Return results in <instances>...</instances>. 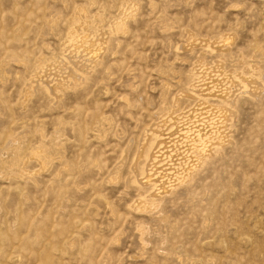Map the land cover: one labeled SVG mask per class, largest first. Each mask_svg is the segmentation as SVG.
I'll return each mask as SVG.
<instances>
[{"label": "rangeland", "instance_id": "1", "mask_svg": "<svg viewBox=\"0 0 264 264\" xmlns=\"http://www.w3.org/2000/svg\"><path fill=\"white\" fill-rule=\"evenodd\" d=\"M82 11L89 61L60 74ZM205 70L232 105L190 96ZM0 264H264V0H0Z\"/></svg>", "mask_w": 264, "mask_h": 264}, {"label": "bare ground", "instance_id": "2", "mask_svg": "<svg viewBox=\"0 0 264 264\" xmlns=\"http://www.w3.org/2000/svg\"><path fill=\"white\" fill-rule=\"evenodd\" d=\"M87 18L86 17V14L82 13L81 12H78L77 15H76V19L74 21H77L75 23H78V25L74 28H72L71 30V33H70V36H69V46H65L64 48V59H62V63L65 65L66 69L64 68L63 70L60 69V74L62 72H68V71H74V69L76 70H79L81 67L80 65L82 64H86V62H88L89 60L87 59V51H82L80 50L79 48H76V45L82 41V35L83 33L85 32H90L91 30H88V23H87ZM73 21V19H72ZM73 21V22H74ZM90 24V23H89ZM73 25V24H72ZM90 29V28H89ZM92 32V31H91ZM90 32V33H91ZM91 37L95 38L96 35L93 34L91 35ZM86 53V54H85ZM61 59V58H60ZM42 67V66H41ZM45 67V66H44ZM80 67V68H79ZM220 68L219 69H222L221 66H219ZM43 69V68H42ZM42 69L39 68V71L40 73L38 72V74L35 73L33 75H35V78L34 79H30L31 81V84H37L38 86H40L42 89L46 90L47 92H49L50 94H54L59 88H61L64 84H66V82L64 83V81H61L59 79H56V75L55 74H45L43 75L45 72L42 71ZM216 69H218L216 67ZM80 71V70H79ZM222 71V70H221ZM220 71V72H221ZM207 70L205 71H198L197 72V76L199 77V80L197 83H195V85H193L192 89H191V97L195 98L196 102H198L199 104V107H201V105L205 104L204 101L207 100L206 95H212L213 92L215 90V93L216 94H219V95H216V94H213L214 97H218V100H220L222 102L223 105L225 106H229V105H232V103L235 101V96L233 95V93L231 91H229V89L223 87L224 90L222 91H216L217 90V87L213 86V87H207L205 84H204V81H205V77L206 75L208 76V72L206 74ZM216 72V71H215ZM219 72V70H218ZM223 72V71H222ZM224 73V72H223ZM67 74V73H66ZM221 74V73H220ZM219 74V75H220ZM32 75V76H33ZM53 75L54 78H51V76ZM65 75V74H64ZM224 75V74H223ZM221 74V76H223ZM227 75V74H226ZM31 76V77H32ZM34 77V76H33ZM225 77V76H223ZM68 79L70 78V76L67 77ZM228 78V77H227ZM198 79V78H197ZM241 81L240 83L243 84L244 87H247L249 86V81H247L246 79L243 80L241 78H239ZM196 80V79H195ZM68 81V80H67ZM194 83V82H193ZM28 84V83H27ZM26 84V85H27ZM25 85V86H26ZM192 85V84H191ZM31 87H33L34 85H30ZM65 86V85H64ZM28 87V86H27ZM30 87V88H31ZM191 87V86H190ZM189 87V88H190ZM29 88V89H30ZM216 88V89H215ZM249 88V87H248ZM252 88V87H251ZM221 90V89H220ZM252 90V89H251ZM190 93V91H189ZM232 93V94H231ZM216 95V96H215ZM209 97V96H208ZM213 98V97H212ZM209 107V106H208ZM217 107V106H216ZM221 107V106H220ZM227 108V107H226ZM209 109V108H208ZM215 109V108H214ZM213 109V110H214ZM203 110V109H202ZM212 110V112H213ZM217 110V108H216ZM219 110V109H218ZM223 110V109H222ZM201 109H198L194 112H192L191 114H187L188 116L187 117H181V119L183 120L184 118H186L187 120H190V121H193L192 123H201L203 119L202 116L200 115L201 112ZM199 112V113H198ZM207 112V111H206ZM211 112V110L209 111ZM215 112V110H214ZM200 115L201 116V120H199L197 117V115ZM211 114V113H210ZM203 115V114H202ZM213 118H218V120H220V118H223L224 115H223V112L220 110V111H217L216 113H214L213 115ZM209 118V117H207ZM185 119V120H186ZM175 119H171L170 121H173ZM180 120V119H179ZM210 120V119H209ZM212 120V119H211ZM210 120V121H211ZM216 120V119H215ZM217 120V121H218ZM222 120V119H221ZM178 121V120H177ZM204 121V120H203ZM209 121V122H210ZM221 122V121H218V123ZM162 123V122H161ZM160 123V124H161ZM204 123V122H203ZM214 123V121H213ZM216 123V122H215ZM166 123H164L163 125H155V130L153 131V136H152V139L151 142L149 141V145L147 146V148H145L144 146V151H141L143 152V154L141 155L142 158H143V161H142V165L140 166V168L138 169V172H139V175L138 176H141V178H138L139 181L136 180V182H139L141 185L145 184L146 181L153 175V173L155 172L156 170V166H158L159 164V161H160V158L163 156V152L162 150L166 147V145L169 143V138L165 133V130H169V129H162L164 126H165ZM212 124V123H211ZM217 124V123H216ZM221 124V123H220ZM209 125V124H208ZM215 126V125H213ZM169 126L167 125V128ZM208 127V126H207ZM170 128V127H169ZM199 128V126H198ZM214 128V127H213ZM213 128H211L213 130ZM216 128H219L216 126ZM209 129V128H208ZM211 129L206 131V129H202V128H199L195 133H194V139L192 140L193 142V145L195 147H193L192 149V156L191 157H194L197 159V161H204V159L206 158V149H205V141L206 139H208V136H212L214 135L213 134V130L211 132ZM215 132V131H214ZM219 132V131H218ZM221 132V131H220ZM217 134V133H215ZM152 135V134H151ZM210 138V137H209ZM212 138V137H211ZM217 138V137H216ZM219 138V136H218ZM213 139V138H212ZM215 139V138H214ZM220 142V141H219ZM200 144V145H198ZM147 145V143H146ZM217 146V145H216ZM143 149V147H142ZM208 151V150H207ZM209 155V154H208ZM207 155V156H208ZM37 156V155H36ZM140 156V157H141ZM210 156V155H209ZM141 158V160H142ZM40 159V158H39ZM193 159V158H192ZM41 160V159H40ZM39 161V160H38ZM192 161V160H191ZM198 162V163H199ZM182 163V162H181ZM178 165H181L180 163ZM188 165V164H187ZM177 166V165H176ZM183 166V165H182ZM193 166V165H192ZM185 166H183L184 168ZM158 168V167H157ZM182 168V169H183ZM135 169V168H134ZM133 169V170H134ZM177 170V169H176ZM185 170V168H184ZM136 171V170H135ZM157 171V170H156ZM134 173V172H133ZM135 174V173H134ZM189 175V174H188ZM137 176V177H138ZM180 176V175H179ZM190 176V175H189ZM135 177V175H134ZM146 180V181H145ZM180 180V179H179ZM150 181V180H149ZM148 181V182H149ZM135 182V181H134ZM135 182V183H136ZM155 183V182H154ZM145 186V185H144ZM142 187V186H141ZM150 187V186H149ZM155 187V186H154ZM142 195V194H141ZM147 196V195H145ZM149 196V195H148ZM147 196V197H148ZM156 197V196H155Z\"/></svg>", "mask_w": 264, "mask_h": 264}]
</instances>
